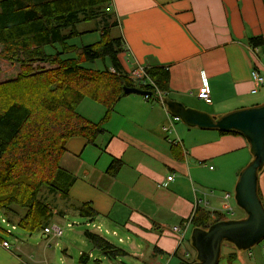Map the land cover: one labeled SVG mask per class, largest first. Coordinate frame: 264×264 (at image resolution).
<instances>
[{
	"label": "crops",
	"instance_id": "crops-1",
	"mask_svg": "<svg viewBox=\"0 0 264 264\" xmlns=\"http://www.w3.org/2000/svg\"><path fill=\"white\" fill-rule=\"evenodd\" d=\"M102 11L99 32L115 31L114 38H123L120 60L126 73L139 68L168 71L169 90L163 102L136 94L122 97L95 144L83 137L67 142L62 167L76 180L64 198L63 212L53 209L54 216L80 215L78 208L89 204L96 216L85 218L87 226L98 223L97 228L111 232L126 244V255L136 251L134 257L152 260L147 264H182L187 262L184 254H193V229L182 236L173 228L182 227L197 208L229 214L238 175L252 155L241 135L176 121L164 100L213 117L264 103V89L252 93V70L264 74V0H112ZM256 37L263 39L257 48L250 44ZM204 79L210 105L197 96ZM164 126L171 129L163 131ZM116 161L122 166L112 176L109 170ZM170 176L174 179L167 182ZM219 190L232 197L226 200ZM260 192L264 201V173ZM2 243L0 264H29L20 246L12 249L9 243L4 248ZM84 254L89 256L86 264L95 258ZM219 264H264V246L243 252L224 245Z\"/></svg>",
	"mask_w": 264,
	"mask_h": 264
},
{
	"label": "trees",
	"instance_id": "trees-1",
	"mask_svg": "<svg viewBox=\"0 0 264 264\" xmlns=\"http://www.w3.org/2000/svg\"><path fill=\"white\" fill-rule=\"evenodd\" d=\"M111 1H0V223L6 218L28 233L43 232L55 214L40 193L48 188L65 198L76 180L62 167L68 153L67 142L83 137L95 144L105 133L104 126L122 99L125 86L150 91L152 97L157 90H169L170 74L161 69L147 71L154 85L136 84L120 60L123 38L112 37L106 29L96 44L78 48L72 43L88 33L79 32L77 26L99 20ZM250 44L257 48L263 45V39L252 38ZM68 54L75 57L66 58ZM99 62L104 65L103 70L95 68ZM8 64L12 72L17 67L16 77L5 71ZM27 85L40 94L23 98L21 90ZM86 98L106 108L100 122L78 113ZM121 166L120 161L114 162L109 173L115 176ZM19 210L23 211L22 216ZM78 210L81 217L96 216L89 204ZM212 216L217 219L212 221ZM222 220H227L224 213L197 208L187 222L192 229H208ZM85 235L108 258L126 255L100 235L90 231ZM87 258L83 253L79 262L86 264Z\"/></svg>",
	"mask_w": 264,
	"mask_h": 264
},
{
	"label": "water",
	"instance_id": "water-1",
	"mask_svg": "<svg viewBox=\"0 0 264 264\" xmlns=\"http://www.w3.org/2000/svg\"><path fill=\"white\" fill-rule=\"evenodd\" d=\"M131 94L145 97L152 92L125 86L123 97ZM164 104L175 118L190 128L241 135L252 155V160L240 171L234 190L236 204L245 217L215 222L208 229L194 228L191 245L197 256L190 264H219L225 244L239 251H251L264 241V201L260 196V173L264 169V103L219 117L170 99L164 100Z\"/></svg>",
	"mask_w": 264,
	"mask_h": 264
},
{
	"label": "rangeland",
	"instance_id": "rangeland-1",
	"mask_svg": "<svg viewBox=\"0 0 264 264\" xmlns=\"http://www.w3.org/2000/svg\"><path fill=\"white\" fill-rule=\"evenodd\" d=\"M77 27L78 30L82 33L88 31L90 32L84 34L83 36L75 38L72 41V43H74L78 48L93 45L94 43L96 44L101 41L102 36L99 30L103 27L99 20L83 22L80 23ZM111 35L112 37H114L116 35V32L112 31ZM66 56V58L71 59L75 57V55L72 54H68ZM11 68V64H8L6 66L5 71L9 74L13 73L11 74V77H16V75L18 74L17 67L13 72L11 71ZM95 68L103 70L104 65L99 62L95 65ZM28 94L32 96H37L40 93L38 92V89L31 88L29 85H27L21 90V96L24 98V96ZM77 110L80 115L86 117L87 119L95 123L100 122L104 117V108L102 107V105L97 102H94L90 98H86ZM263 173L264 169L260 173V175H262ZM219 191L220 195L224 197L226 191ZM234 193L235 192L233 191V199L230 201V203L232 204V211L229 214H225V216L229 220L245 217V213L243 212V210L239 208L236 204ZM40 198L44 200L53 209H56L59 212H63L65 202L64 198H61L60 194L50 192L48 188H45L40 193ZM19 212L21 216L24 214L21 210H19ZM215 219L217 218L215 217ZM14 220L15 222H18V218ZM87 223L88 222L85 218L80 217V215L74 212H65L61 215L54 216V218L51 219V222H49L47 226L58 225L59 227H61L64 230V235L61 238H56L53 235H50L48 237L47 235H43L42 231L36 233H28L22 230L21 228H17L10 235L3 231L7 230V226L0 223V228L3 229H0V238L2 240H7L11 244L12 249H15L17 246H20L22 248V251H20L19 253H22L23 261L29 262V264H34L33 262L36 261L48 262L49 264H80V255L83 252L87 254L93 253L92 255H95L94 259H90L89 264H147L152 261L147 257H145L144 259H139L138 256L134 257L133 255L136 251H133L131 254L128 252V255L118 256L116 258L106 257L104 254L101 253L99 249H96L95 246L88 239L85 238V231L90 230L92 232L95 231L100 233L105 239H107L108 242L112 243L113 245H116L122 250L127 249L126 244L120 243L118 238L114 237L111 232L107 233L105 228H101V230L97 228L99 227L98 223H92L89 224V226H87ZM121 235L125 236V234ZM127 242L131 243L130 240ZM225 246L230 247L233 245L225 244ZM257 246L255 247L257 248ZM255 247L252 249V251L255 249ZM191 250L193 252L192 255L187 253L183 255L185 260L190 263L196 261L197 256L195 253L196 251H194L192 247ZM184 252L185 250L184 248H182L180 255L182 256V253ZM97 261H99V263H96ZM159 263L170 264L169 262ZM21 264H24V262H22ZM172 264H176V261L172 262Z\"/></svg>",
	"mask_w": 264,
	"mask_h": 264
},
{
	"label": "built area",
	"instance_id": "built-area-1",
	"mask_svg": "<svg viewBox=\"0 0 264 264\" xmlns=\"http://www.w3.org/2000/svg\"><path fill=\"white\" fill-rule=\"evenodd\" d=\"M255 50L256 49H254V51ZM129 77H132L133 80L138 81L139 83H142V82L146 83L147 82V83H151V85H154L150 81V79L148 78L147 71L145 69H142V68L135 70L133 73H131V75ZM252 80H253L254 85H255V88L252 90L253 94H257L260 89H264V74L259 72L257 69L252 70ZM163 95H164V92L157 90L156 94L153 97H152V95L151 96H145V99L149 102V101H151L152 98H157L159 101L163 102ZM197 96L200 100L204 101L206 104H208V105L212 104L210 88L208 86V82L206 79H204L203 86L199 90ZM175 120L180 121L179 118H175ZM170 129H171V127L169 128V126L168 127L164 126L162 128L163 131H167V132ZM173 179H174V176H170L167 178V182L173 181ZM231 197L232 196L230 194H225L226 200H228ZM229 212H231V210ZM1 223L7 226L6 231L10 235L13 233L14 230L17 229V226L15 224L9 223L6 218H2ZM190 226H191L190 222H185L182 227L181 226L174 227L173 232L176 234H179V235H182V234L184 235L188 231ZM43 235H47L48 237L50 235H53L56 238H61L64 235V230L58 226H49V227L44 229ZM261 244H263V246H264V241ZM2 246L4 248H9V242L4 241L2 243Z\"/></svg>",
	"mask_w": 264,
	"mask_h": 264
}]
</instances>
